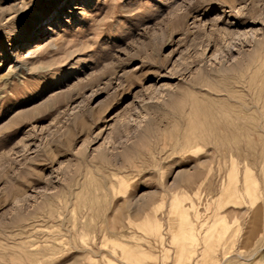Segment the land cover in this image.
I'll return each instance as SVG.
<instances>
[{
	"label": "rangeland",
	"instance_id": "rangeland-1",
	"mask_svg": "<svg viewBox=\"0 0 264 264\" xmlns=\"http://www.w3.org/2000/svg\"><path fill=\"white\" fill-rule=\"evenodd\" d=\"M0 264H264V0H0Z\"/></svg>",
	"mask_w": 264,
	"mask_h": 264
},
{
	"label": "bare ground",
	"instance_id": "bare-ground-1",
	"mask_svg": "<svg viewBox=\"0 0 264 264\" xmlns=\"http://www.w3.org/2000/svg\"><path fill=\"white\" fill-rule=\"evenodd\" d=\"M36 46H40V45H36Z\"/></svg>",
	"mask_w": 264,
	"mask_h": 264
}]
</instances>
